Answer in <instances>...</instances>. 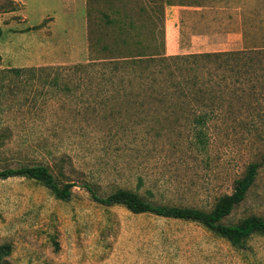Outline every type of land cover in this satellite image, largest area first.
I'll return each instance as SVG.
<instances>
[{"label":"rangeland","instance_id":"374dc122","mask_svg":"<svg viewBox=\"0 0 264 264\" xmlns=\"http://www.w3.org/2000/svg\"><path fill=\"white\" fill-rule=\"evenodd\" d=\"M145 8L156 28L164 11L165 55L187 59L90 65L126 55L113 22L138 25ZM0 25V170L64 167L75 184L64 201L35 180L0 179V264H264V235L238 248L198 222L104 206L84 187L210 211L258 162L224 222L264 219V0H0ZM148 28L140 37L156 51ZM229 52L241 55L193 56ZM201 113L212 118L199 135Z\"/></svg>","mask_w":264,"mask_h":264},{"label":"trees","instance_id":"16d2710c","mask_svg":"<svg viewBox=\"0 0 264 264\" xmlns=\"http://www.w3.org/2000/svg\"><path fill=\"white\" fill-rule=\"evenodd\" d=\"M164 2V0H162ZM151 10V9H150ZM144 9V14L146 15L144 20L136 25L133 19L127 17L125 20L121 19L120 21L113 22L109 20V24L112 22L115 25L116 32L118 33L116 38L115 45H117V50L122 48V46L126 49V55L119 57H109L106 58L107 62L100 60V58H95L93 60L100 61L96 63L93 61L90 65H104L103 69L110 68L114 73H121V67H125L126 65H133L138 67H143L145 64L150 65V63H162L170 62L173 63L177 61L186 60L187 57L183 56H173L167 57L165 55V32L163 29L164 24V11L161 18L159 28H156V22L158 20H154V13L151 14V11ZM154 12V11H153ZM162 23V24H161ZM155 26H154V25ZM150 26V30L154 34L155 44H157V50L152 51L149 50V45L142 42L143 31H139L141 28L145 29ZM149 29V28H148ZM156 29L159 31V38L156 37ZM3 36V28L0 25V39ZM99 38H97L98 44L101 46V50L109 51L112 50L111 47H108L106 44H102L103 33L99 32ZM134 39L136 41L134 42ZM159 45V47H158ZM97 43H92L91 50L95 51V47ZM115 48V47H114ZM120 51V50H119ZM240 56L239 52L236 53H207V54H197L193 55L200 58L206 59H221L223 56L226 58ZM237 56V57H238ZM0 56V63H1ZM89 65H79L74 66L73 70L85 69L88 68ZM47 68H52L56 71H59L54 67H46L41 68L42 71L47 70ZM126 68V67H125ZM128 69H125L127 71ZM139 70V69H138ZM137 70V71H138ZM140 70H143L140 68ZM7 72L13 73L17 78H21L23 74L27 72H33L35 69H25V68H11L7 69ZM107 71V70H106ZM136 71V72H137ZM5 71H1L0 73H4ZM81 72V71H80ZM106 74H103L102 79L105 80ZM90 81V80H89ZM57 79L54 80V83H57ZM182 92V91H181ZM183 95L185 93L183 92ZM200 96L198 95V98ZM202 98L207 99V96L203 94ZM198 102H201L198 100ZM212 117L209 113H201L195 116L194 123L196 126L200 127L198 131L199 135L203 132V127L206 125L208 120ZM201 141V140H200ZM202 143V141H201ZM261 164L258 162L251 163L243 175L242 178L238 179L233 188V192L231 194H227L222 196L218 202L215 204L214 208L210 211H205L199 208L192 207H181V206H170V205H161L155 202H152L137 192H134L129 189H118L115 192L111 193L108 196H101L97 193V191L91 186L89 183H85V188L90 193L92 199L104 206L110 207L115 205H121L127 208L134 214H144L150 213L159 217L164 218H172L184 221H193L198 222L210 231L215 234L225 238L228 240L233 246L238 248H245L247 245V240L255 235H264V219L257 216H250L237 224H227L225 223V219L231 215L234 209L239 206L246 199L249 191L254 186L257 176L259 174ZM64 168V167H63ZM63 168L59 169L58 174H55L53 169L50 166L44 164L37 165H22L16 168H6L0 170V179H8L11 177H25L31 180H35L46 188H48L56 198L64 201H69L73 195V188L75 184L67 181L65 179L66 174L63 171ZM10 253V247H2L0 248V261L3 259L5 255Z\"/></svg>","mask_w":264,"mask_h":264}]
</instances>
